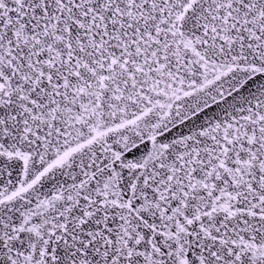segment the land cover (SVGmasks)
Wrapping results in <instances>:
<instances>
[{
  "label": "snow or ice",
  "instance_id": "6c2138e0",
  "mask_svg": "<svg viewBox=\"0 0 264 264\" xmlns=\"http://www.w3.org/2000/svg\"><path fill=\"white\" fill-rule=\"evenodd\" d=\"M0 264H264V0H0Z\"/></svg>",
  "mask_w": 264,
  "mask_h": 264
}]
</instances>
